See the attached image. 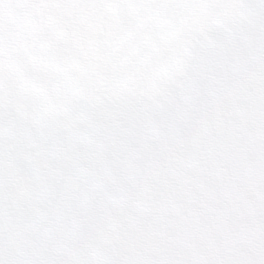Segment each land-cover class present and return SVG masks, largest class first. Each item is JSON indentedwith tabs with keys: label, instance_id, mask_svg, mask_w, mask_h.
I'll return each instance as SVG.
<instances>
[{
	"label": "snow or ice",
	"instance_id": "1",
	"mask_svg": "<svg viewBox=\"0 0 264 264\" xmlns=\"http://www.w3.org/2000/svg\"><path fill=\"white\" fill-rule=\"evenodd\" d=\"M0 264H264V0H0Z\"/></svg>",
	"mask_w": 264,
	"mask_h": 264
}]
</instances>
